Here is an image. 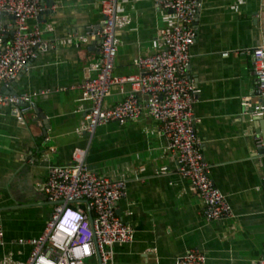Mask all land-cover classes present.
Wrapping results in <instances>:
<instances>
[{
  "label": "crops",
  "instance_id": "obj_1",
  "mask_svg": "<svg viewBox=\"0 0 264 264\" xmlns=\"http://www.w3.org/2000/svg\"><path fill=\"white\" fill-rule=\"evenodd\" d=\"M101 1L47 2L46 13L29 22L50 46L8 89L12 95L36 93L46 125L35 121L34 111L20 118L14 108L0 107V223L6 241L0 260H28L31 246L18 241L41 236L50 219L53 205L41 191L50 167L69 165L74 149L85 147L91 171L127 182L117 213L136 236L114 247L112 264H175L191 250L203 252L207 264H256L264 257V149L256 145L259 124L244 114L243 98L256 100L258 94L248 52L264 45V0H202L196 22L190 65L196 131L210 176L234 214L214 222L204 220L200 197L176 172L159 123L146 113L123 126L99 127L92 139L77 133L90 107L80 100L79 87L100 54L101 29H95L103 27ZM119 15L126 24L117 30L114 74L139 75L134 61L161 49L157 32L171 23V13L153 0H120ZM0 26L1 52L12 41L14 23L4 19ZM131 91L129 84L124 93L113 87L105 106L123 102Z\"/></svg>",
  "mask_w": 264,
  "mask_h": 264
},
{
  "label": "built area",
  "instance_id": "obj_2",
  "mask_svg": "<svg viewBox=\"0 0 264 264\" xmlns=\"http://www.w3.org/2000/svg\"><path fill=\"white\" fill-rule=\"evenodd\" d=\"M62 0H0V16L15 18L13 38L0 52L1 86L10 88L26 66L49 48L39 28H31L30 20L46 11L47 2ZM171 13V23L157 32L161 49L153 55L140 56L134 64L139 75L120 77L114 74L119 51L117 30L126 24L119 15L120 0H102L103 27L99 31L101 47L99 58L87 67L85 80L80 85L81 101L90 103L77 133L92 139L99 127L115 123L126 125L147 114L159 123L158 134L168 143V150L176 159V172L189 180L202 201L201 214L207 222L234 217L226 195L210 176V166L203 155L197 136L195 104L197 88L190 77L192 47L197 40L196 22L202 0H153ZM4 32L0 29V44ZM253 73L257 83V98H243L244 114L251 121L264 116V45L251 52ZM229 52L222 54L228 58ZM129 84L132 91L115 106H105L113 87L122 93ZM36 93L9 95L0 91V107H12L23 118L36 107ZM144 98V102L141 101ZM25 104V107L21 105ZM256 145L264 149L262 137ZM88 148H75L71 163L52 166L41 191L53 203V211L41 236L21 239L19 245L32 250L26 262L15 263L5 259L0 264H85L97 257L99 264H112L114 247L134 242L135 228L117 213V204L127 196L125 179H113L90 170ZM264 155L260 156V160ZM167 172L164 167L161 173ZM264 186V172H263ZM86 202V203H85ZM4 228L0 223V247H5ZM175 264H207V256L191 250ZM264 264V257L256 262Z\"/></svg>",
  "mask_w": 264,
  "mask_h": 264
},
{
  "label": "water",
  "instance_id": "obj_3",
  "mask_svg": "<svg viewBox=\"0 0 264 264\" xmlns=\"http://www.w3.org/2000/svg\"><path fill=\"white\" fill-rule=\"evenodd\" d=\"M50 4L51 5H54L53 2H51ZM44 13H46V11H44L43 13H41L39 17H41ZM170 13H173V12H170ZM4 19H9L11 22L15 23V18L13 16H10V15H1L0 16V25H1V21L4 20ZM0 29H1V26H0ZM100 29H102V27L96 28L95 29V33H97ZM12 35H13V30H12ZM97 39H99L100 41H102L99 36H98ZM1 92L5 93V94L12 95L11 94V91L9 89H7L5 86H2L1 87ZM21 106L22 107H25L26 105L23 104ZM34 112L37 114V117H36V120L35 121H40L41 120V121H43L44 125H46L45 124V115L44 114H41V110H39L37 108V106L34 108ZM253 122L259 124V128L258 129L260 130L261 137L264 136V116L263 117H256V118H254V121ZM46 130H49V127H46ZM51 204L53 205V203H51Z\"/></svg>",
  "mask_w": 264,
  "mask_h": 264
},
{
  "label": "rangeland",
  "instance_id": "obj_4",
  "mask_svg": "<svg viewBox=\"0 0 264 264\" xmlns=\"http://www.w3.org/2000/svg\"><path fill=\"white\" fill-rule=\"evenodd\" d=\"M85 264H99V260L97 257H94L92 259L85 261Z\"/></svg>",
  "mask_w": 264,
  "mask_h": 264
}]
</instances>
